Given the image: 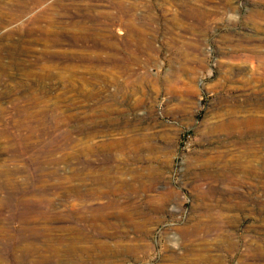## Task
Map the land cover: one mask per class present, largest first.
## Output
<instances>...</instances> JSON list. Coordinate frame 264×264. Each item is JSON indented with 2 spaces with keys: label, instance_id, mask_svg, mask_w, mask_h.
<instances>
[{
  "label": "rangeland",
  "instance_id": "rangeland-1",
  "mask_svg": "<svg viewBox=\"0 0 264 264\" xmlns=\"http://www.w3.org/2000/svg\"><path fill=\"white\" fill-rule=\"evenodd\" d=\"M0 264H264V0H0Z\"/></svg>",
  "mask_w": 264,
  "mask_h": 264
}]
</instances>
